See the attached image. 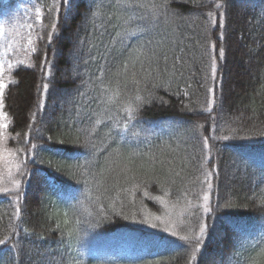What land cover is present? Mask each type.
<instances>
[{"label":"trees","instance_id":"16d2710c","mask_svg":"<svg viewBox=\"0 0 264 264\" xmlns=\"http://www.w3.org/2000/svg\"><path fill=\"white\" fill-rule=\"evenodd\" d=\"M34 2L43 39L2 96L0 264H264V0ZM199 217V249L164 231Z\"/></svg>","mask_w":264,"mask_h":264},{"label":"rangeland","instance_id":"374dc122","mask_svg":"<svg viewBox=\"0 0 264 264\" xmlns=\"http://www.w3.org/2000/svg\"><path fill=\"white\" fill-rule=\"evenodd\" d=\"M5 0L3 3H6ZM37 9L40 10L37 13ZM42 17L40 6L34 0H19L11 8L0 9V80L7 86L10 73L17 65H29L38 36ZM31 38L32 43H29ZM5 89V88H4ZM3 89V92H4ZM9 119L0 97V125H7ZM7 127H0V186L15 173L17 163L15 153L5 145ZM5 183V184H4Z\"/></svg>","mask_w":264,"mask_h":264},{"label":"snow or ice","instance_id":"6c2138e0","mask_svg":"<svg viewBox=\"0 0 264 264\" xmlns=\"http://www.w3.org/2000/svg\"><path fill=\"white\" fill-rule=\"evenodd\" d=\"M63 3L65 6H67L66 8V11L64 13V15H67L68 12L70 11L71 9V3H72V0H57V4H56V11L59 13L60 11V8H59V5ZM159 8L163 11L166 9V4L164 5H160ZM51 11V10H50ZM40 10L37 9V13H39ZM158 14H162L161 13H158ZM38 20H42V17H40L38 15L37 17ZM141 20H143V18H140ZM221 19H223V14H221ZM126 24L128 23L127 21L125 22ZM213 24H215V21H213ZM58 26H59V19H57L56 22H54L51 27H52V32H49L48 33V36H47V44H46V47H51L52 44H53V39H54V34L57 33V30H58ZM150 26L145 24L143 27H140V26H137L136 28L134 29H131V28H125L123 32L121 33H117L118 36L121 37L122 40H128V39H134V38H138L137 36V33H144V32H147V31H150ZM221 38H222V35H221ZM37 39H43L42 36L38 35L37 36ZM29 43L31 44L32 41H31V38H29ZM213 47H215V45H213ZM37 51L36 48H33V52L35 53ZM219 55L221 57H223L224 55V49L221 48L219 50ZM55 56V52L53 51V57ZM166 59V57H165ZM49 64V61H48V54L47 52H45L44 54V64L42 65L45 66V65H48ZM0 68H2V66H0ZM6 87V85L4 84L3 80H0V97L3 96V89ZM43 88L45 90H47L48 88V84H44L43 85ZM210 91H213V90H210ZM137 100H140L141 97L137 96L136 97ZM209 111H211V109H209ZM0 127H7V125H0ZM125 127L127 128V125H125ZM89 135H91L89 133ZM208 137H204V144L205 146H207V142H208ZM19 182H17L18 184ZM0 191H3L5 193H7L9 190L8 189H2ZM19 198L18 194H17V199ZM203 200H204V206H203V212L208 214V218L211 217V214L213 213V208L211 206H209V200H210V197L209 195L205 194L204 197H203ZM199 232L194 236V237H189L187 235L185 236H180L178 232L176 231H173L171 228L169 227H166L164 229V231H168L170 232V234L174 237H177L178 239L186 242V246H189V245H194V248L195 249H199L201 246H202V243H203V240L201 239L202 237L205 236L208 228H209V225L208 223L206 222V219L204 217H199ZM153 227H156L157 225L153 224L152 225ZM6 243V240L4 239H0V245H3ZM193 255H195V252H193Z\"/></svg>","mask_w":264,"mask_h":264}]
</instances>
